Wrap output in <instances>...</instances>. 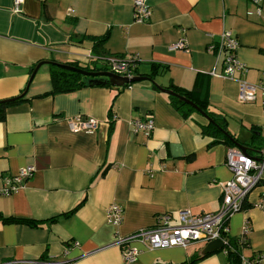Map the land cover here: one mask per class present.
<instances>
[{"label":"crops","instance_id":"1","mask_svg":"<svg viewBox=\"0 0 264 264\" xmlns=\"http://www.w3.org/2000/svg\"><path fill=\"white\" fill-rule=\"evenodd\" d=\"M23 1L21 13H14L13 0H0V101L27 90L25 101L0 118V189L5 177L27 166L35 172L19 192L0 193V264H128L115 245L117 235L154 227L166 213L218 212L221 184L233 178L226 166L232 147L212 145L201 131L208 120L199 113L183 117L154 82L163 89H196L194 97L224 116L243 145L262 151V96L241 102L239 81L264 79V0L260 16L253 0H147L152 16L144 24L134 22L133 0ZM227 30L247 67L233 78L224 77L222 61L210 50ZM101 38L105 50L98 57L93 49ZM182 38L188 48L174 50ZM110 57L137 58L135 77H146L153 65L157 72L152 81L123 89L51 94L46 64L29 85L39 63L103 65ZM79 115L98 121V130L73 133L68 121ZM146 117L154 118V131L133 133L130 122ZM263 182L228 222V239L236 241L249 222V243L241 250L249 259L264 254ZM114 203L124 212L119 227L107 221ZM200 245L149 250L133 242L141 254L132 264H184L200 256ZM194 264L230 262L222 249Z\"/></svg>","mask_w":264,"mask_h":264},{"label":"built area","instance_id":"2","mask_svg":"<svg viewBox=\"0 0 264 264\" xmlns=\"http://www.w3.org/2000/svg\"><path fill=\"white\" fill-rule=\"evenodd\" d=\"M258 6L257 15L262 14L261 4L263 0H253ZM23 0H13L14 13H21ZM152 16V10L147 0H133V17L136 24L147 23ZM240 47L238 39L227 30L220 35L217 43L210 45V50L216 56L217 63L224 65V77L233 78L237 72H247V67L242 64L236 56ZM187 40L180 39L174 46V50H186ZM110 72L123 76L134 77V69L139 64L138 59L125 61L111 57L106 61ZM262 96V108L264 113V79L259 84H251L246 80L239 81V100L245 103H254L258 99V93ZM73 133H95L99 128V122L94 119H84L76 116L68 121ZM133 133L151 134L155 129L153 117L144 120L130 122ZM226 166L233 173V178L227 183H222V201L218 212L211 214L196 215L190 210L179 211L176 216L172 213L161 215L154 227L143 229L129 236L117 235L115 245L121 248L126 263H135L141 254L140 249L131 246L133 242L142 244L149 250L183 248L187 249L193 245L207 244L221 240L224 247H230L228 239L230 218L244 210V206L252 191L256 189L263 179L264 173V149L257 155L246 154L238 148H231L227 153ZM34 166L21 169L16 175L5 177L2 180L0 193L11 195L19 192L24 183L34 175ZM261 207V205H259ZM107 221L114 227H119L124 220V212L120 205L114 203L107 209ZM250 224L247 221L239 237L238 245L248 239ZM255 261L248 262L245 257L241 258L242 264H260L264 254ZM33 263V262H31ZM34 264V263H33ZM37 264H54L39 262Z\"/></svg>","mask_w":264,"mask_h":264},{"label":"trees","instance_id":"3","mask_svg":"<svg viewBox=\"0 0 264 264\" xmlns=\"http://www.w3.org/2000/svg\"><path fill=\"white\" fill-rule=\"evenodd\" d=\"M106 43V38H101V39H96L95 40V46L93 49L94 54H96L98 57H100L104 52V46ZM111 58V57H110ZM110 58L106 59L109 60ZM122 59L121 57H115ZM124 60V59H122ZM107 62H104L103 65H99L96 61H93L89 64L82 65L79 63H69V64H59V63H52L50 64V76H51V83H52V91L51 94H59V93H68V92H73L77 91L83 88H89V87H96V86H103V87H111L109 83L108 84H101V85H96L93 82V79L90 77H86L81 75L78 72H74L71 70H67L63 68L61 65H70L79 69H83L85 71L89 72H101V71H109L110 69L106 64ZM157 66L153 65L152 69L153 71L148 74L146 77H149L150 80L152 81V78L154 74L157 72ZM135 73H138V66L134 69ZM103 80V79H102ZM106 80V79H105ZM126 85L124 87H120V89H123L125 87L130 86ZM172 91H174L177 94H180L187 99L191 100L194 102L201 110H203L207 116L210 118L211 121L208 120L206 125H201V131L205 136H208L213 139L212 145L215 144H225L228 147H236V142H240L238 138H236L228 128V121L227 119L219 114L213 113L210 111L208 107V103L205 100H200V98L196 99L194 97V94L196 92V89L193 91H184L183 89H180L178 87H171ZM26 96V95H25ZM25 96H18V99L14 102L11 103H0V118L3 120L5 119L6 116V109L9 106H12L14 104H19L23 101H25L24 97ZM16 98V97H15ZM170 100L172 105L177 109V111L185 118H189L192 114L194 113H199L194 107H192L189 104H186L182 101H180L177 97L171 96L170 95ZM200 114V113H199ZM241 143V142H240ZM256 152L257 156L261 153V147H255L252 150L249 151V154L253 155V153ZM263 180V179H262ZM263 182V181H262ZM264 184V182H263ZM76 210V209H75ZM55 219H51V221H54ZM21 222V220H14ZM27 224L30 225H35V221H28ZM238 241V240H237ZM236 240L232 239L230 240V247H224L223 250L227 252L228 260L230 264H242L241 258L244 257L241 255V250L243 246H247L249 243V239L241 243V245H238V242ZM205 256H198V258H195L191 260L190 262H186L184 264H194L198 261L203 260ZM260 256H257L254 259H247L248 262L255 261L258 259Z\"/></svg>","mask_w":264,"mask_h":264},{"label":"water","instance_id":"4","mask_svg":"<svg viewBox=\"0 0 264 264\" xmlns=\"http://www.w3.org/2000/svg\"><path fill=\"white\" fill-rule=\"evenodd\" d=\"M48 65V64H52L51 62H42V63H39L32 71H31V77H30V81H29V85L30 83L33 81V79L35 78L37 72L40 70V68L43 66V65ZM63 68L67 69V70H71V71H74V72H78L80 73L81 75L83 76H86V77H90L93 79V82L96 84V85H101V84H110L111 86H114V87H124L126 85H129V84H133V83H136V82H140V81H143V80H150L149 77H143V76H134V77H123V76H120V75H117V74H114L112 72H109V71H101V72H89V71H85L83 69H79V68H76V67H73V66H70V65H61ZM103 79V80H102ZM106 79V80H105ZM154 82V81H153ZM154 85L156 88L160 89L162 92L168 94V95H171V96H174V97H177L180 101L186 103V104H189L191 105L192 107H194L203 117H205L207 120L211 121L210 118L207 116V114L201 110L194 102H192L191 100L187 99L186 97L180 95V94H177L175 93L174 91L170 90V89H163L161 87H159L158 84H156L154 82ZM27 94V90L22 94V96H25ZM18 99V97L16 98H13V99H8V100H4V101H0V103H11V102H14ZM236 147L238 149H240L242 152L244 153H248L251 149L248 148L247 146L243 145L242 143L240 142H236ZM224 248V244L221 240H216V241H213L209 244H207L201 251L200 253V256H205V255H208V254H211L213 252H217V251H220Z\"/></svg>","mask_w":264,"mask_h":264},{"label":"rangeland","instance_id":"5","mask_svg":"<svg viewBox=\"0 0 264 264\" xmlns=\"http://www.w3.org/2000/svg\"><path fill=\"white\" fill-rule=\"evenodd\" d=\"M201 248L205 247L204 245H200Z\"/></svg>","mask_w":264,"mask_h":264}]
</instances>
